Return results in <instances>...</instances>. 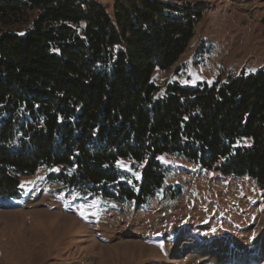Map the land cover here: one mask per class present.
<instances>
[{
	"label": "trees",
	"instance_id": "1",
	"mask_svg": "<svg viewBox=\"0 0 264 264\" xmlns=\"http://www.w3.org/2000/svg\"><path fill=\"white\" fill-rule=\"evenodd\" d=\"M201 15L190 0H0V200L47 169L84 196L145 204L173 169L165 153L264 186V69L153 81Z\"/></svg>",
	"mask_w": 264,
	"mask_h": 264
},
{
	"label": "rangeland",
	"instance_id": "2",
	"mask_svg": "<svg viewBox=\"0 0 264 264\" xmlns=\"http://www.w3.org/2000/svg\"><path fill=\"white\" fill-rule=\"evenodd\" d=\"M190 1L202 15L174 66L153 72L161 93L264 69V0ZM171 155L141 205L84 196L47 169L26 177L22 199L0 200V264H264V186Z\"/></svg>",
	"mask_w": 264,
	"mask_h": 264
},
{
	"label": "snow or ice",
	"instance_id": "3",
	"mask_svg": "<svg viewBox=\"0 0 264 264\" xmlns=\"http://www.w3.org/2000/svg\"><path fill=\"white\" fill-rule=\"evenodd\" d=\"M253 71H254V69H253ZM159 159H161L162 161L164 160L163 157H159ZM164 162L167 163V161H164ZM21 187H23V185H21ZM80 215L83 216L85 219H87V216H86L84 211H81ZM160 247L163 248V244L162 243H161Z\"/></svg>",
	"mask_w": 264,
	"mask_h": 264
},
{
	"label": "water",
	"instance_id": "4",
	"mask_svg": "<svg viewBox=\"0 0 264 264\" xmlns=\"http://www.w3.org/2000/svg\"><path fill=\"white\" fill-rule=\"evenodd\" d=\"M22 35L24 34V32L21 33Z\"/></svg>",
	"mask_w": 264,
	"mask_h": 264
}]
</instances>
